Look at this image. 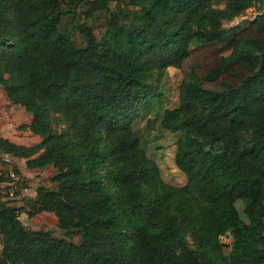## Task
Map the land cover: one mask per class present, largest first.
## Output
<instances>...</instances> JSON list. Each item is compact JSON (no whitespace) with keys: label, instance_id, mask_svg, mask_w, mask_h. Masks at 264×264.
Wrapping results in <instances>:
<instances>
[{"label":"trees","instance_id":"1","mask_svg":"<svg viewBox=\"0 0 264 264\" xmlns=\"http://www.w3.org/2000/svg\"><path fill=\"white\" fill-rule=\"evenodd\" d=\"M110 1L0 0V84L40 137H0V153L55 169L29 216L65 232L25 226L0 195V264H264V13L222 26L263 0ZM80 12L107 15L100 40L85 24L73 38L63 18ZM169 67L178 105L160 124L180 133V186L132 128Z\"/></svg>","mask_w":264,"mask_h":264},{"label":"rangeland","instance_id":"2","mask_svg":"<svg viewBox=\"0 0 264 264\" xmlns=\"http://www.w3.org/2000/svg\"><path fill=\"white\" fill-rule=\"evenodd\" d=\"M119 5L118 0L110 1V8L114 9ZM217 7L222 8L223 4ZM264 13V0L262 6L254 5L247 9L239 16L233 19H222V26L225 29L236 30L246 26L250 20L256 15ZM106 18L104 12L95 13L94 16L86 17L83 12L78 13L75 19L64 16L63 23L70 28V32L75 40H79L78 25L85 24L94 33L97 40H100L106 31ZM194 43L191 47H196ZM198 47V46H197ZM182 73L179 68H167L162 81L159 85V97L148 109H145L136 121L132 128L139 136L143 147L148 156L153 159L159 166L163 180L171 185L180 186L186 182V177L180 171L174 162V153L176 142L180 133H171L164 129L160 124V116L165 108H172L178 105L179 85L181 83ZM31 121V115L20 104L12 103L3 86L0 84V137L6 138L9 141L18 144L31 146L40 141V137L29 130L27 125ZM61 125L56 129H60ZM14 168L22 177L16 195L12 198L2 197L7 200L10 205L18 208V216L23 224L31 229L45 230L53 236H65L57 223V218L52 212L42 211L29 216L30 205L34 201L36 187L44 185L54 187V182L51 180L55 169L49 165L42 168L29 169L26 166V159L14 157ZM236 207L242 217H244L243 203L236 201ZM72 241H78L79 236L73 234L69 237ZM227 239L223 236L222 241Z\"/></svg>","mask_w":264,"mask_h":264},{"label":"built area","instance_id":"3","mask_svg":"<svg viewBox=\"0 0 264 264\" xmlns=\"http://www.w3.org/2000/svg\"><path fill=\"white\" fill-rule=\"evenodd\" d=\"M14 162L13 156L0 153V195L2 197H14L22 184V177L15 170Z\"/></svg>","mask_w":264,"mask_h":264},{"label":"water","instance_id":"4","mask_svg":"<svg viewBox=\"0 0 264 264\" xmlns=\"http://www.w3.org/2000/svg\"><path fill=\"white\" fill-rule=\"evenodd\" d=\"M260 68L261 69H264V58L262 59L261 61V65H260ZM224 237L227 239H229L231 236H230V233L229 232H226ZM224 246H227L229 244V241H226V242H223Z\"/></svg>","mask_w":264,"mask_h":264}]
</instances>
